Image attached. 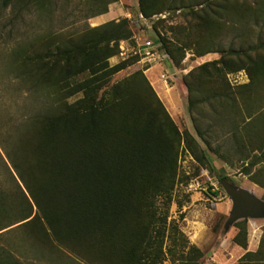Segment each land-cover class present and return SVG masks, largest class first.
<instances>
[{
    "label": "trees",
    "instance_id": "1",
    "mask_svg": "<svg viewBox=\"0 0 264 264\" xmlns=\"http://www.w3.org/2000/svg\"><path fill=\"white\" fill-rule=\"evenodd\" d=\"M116 1L82 0L73 29L37 30L27 17L35 14L40 27L51 18L53 0H0V264H199L203 256L170 218V206L181 146L201 164L209 160L142 70L111 82L139 59L109 64L119 42L132 36L129 19L95 26L87 20ZM163 7L164 0H138L144 17ZM216 7L207 2L200 9L209 39L225 23L216 22ZM236 8L226 9L227 20L264 17V0ZM162 46L174 62L172 47ZM214 50L208 44L197 54ZM226 52L238 62L222 55L220 66L207 62L184 76L189 106L195 88L188 77L219 82L220 75L228 84L226 72L245 69L250 86L264 84V42ZM225 91L211 95L231 98ZM251 109L245 108L248 115ZM262 110L249 124L264 122ZM246 221L233 224L232 241L243 249ZM239 264H264V232Z\"/></svg>",
    "mask_w": 264,
    "mask_h": 264
},
{
    "label": "rangeland",
    "instance_id": "2",
    "mask_svg": "<svg viewBox=\"0 0 264 264\" xmlns=\"http://www.w3.org/2000/svg\"><path fill=\"white\" fill-rule=\"evenodd\" d=\"M53 1L54 11L51 18L42 22L40 27L35 14L27 17L31 28L42 30L47 26L49 29L58 30L64 26L63 28L73 29L71 24L82 19V0H69L66 4L63 0ZM195 1L198 0H164L162 10L144 17L145 20L138 17V0H117L109 4L106 12L110 18L129 16L131 39L141 41L145 37L158 38L161 45L166 43L171 46L177 57L173 62L162 46L166 57L161 65L150 68L139 59L115 73L111 82L142 70L178 128L181 131L188 130L199 142L209 162L201 164L188 148L181 146L179 179L172 191L170 218L175 220L188 242L203 252L199 264H239V258L246 250L254 251L257 248L264 232V218H246L247 248L243 249L235 244L232 237L236 228L232 225L228 230L224 229L231 209L230 198L219 183L217 185L220 195L214 198V192L208 188L203 174L208 173L211 180L217 182L220 175L226 176L233 185L245 187L264 200V122L249 124L250 117L259 110L263 109L264 112V84L250 86L251 81L245 69L226 72L225 80L228 84H223V77L220 75L219 82L218 77H206L203 81L201 77L197 80L188 77V80L194 82L195 88L190 94L194 103L189 106V92L183 79L189 73L197 74V68L207 62L214 61L216 66H220L222 55L226 59L230 58L233 63L238 62L226 50L229 47L242 49L257 41L264 42V17L255 22L247 15H244V21L227 20L224 15L228 7L232 10L244 5L254 7L260 0H200L201 4H194ZM207 2L217 5L216 10L221 16L216 22L225 21L210 39L208 29L203 25V11H200ZM99 17L89 18L87 22L91 26L98 25L103 21ZM208 44L215 50L198 55L197 47ZM135 56L137 55L130 57ZM119 61L121 59L117 55L109 58L111 65ZM162 71L176 75V79L170 80L165 86L158 79ZM221 88L231 98L211 95L218 93ZM240 91L244 92V98L239 95ZM247 106L253 108L249 115L245 111ZM253 159L256 162L250 167L249 173L243 172L241 167ZM213 198L216 200L215 205H212ZM164 264L169 262L165 261Z\"/></svg>",
    "mask_w": 264,
    "mask_h": 264
},
{
    "label": "built area",
    "instance_id": "3",
    "mask_svg": "<svg viewBox=\"0 0 264 264\" xmlns=\"http://www.w3.org/2000/svg\"><path fill=\"white\" fill-rule=\"evenodd\" d=\"M138 17L141 20H145L144 16L140 12L138 13ZM127 18L129 19V16ZM129 39H131V37ZM127 40H121L119 42V51L117 53V57L121 60H125L133 55H137L139 56L140 61L147 63L148 66L152 68L154 66L161 65L163 59L166 57L165 52L161 49L160 42L154 38L145 37L141 41L135 40L133 44L127 43ZM173 76V74L169 75L167 71H162L159 74L158 79L165 86H167L168 83H170V80H174ZM203 176L206 178L208 188L214 192V198L218 197L220 195V192L218 191L219 186L217 185L219 182L211 180V177H209L208 173L206 172H204ZM214 198L212 205L216 204V200H214Z\"/></svg>",
    "mask_w": 264,
    "mask_h": 264
},
{
    "label": "water",
    "instance_id": "4",
    "mask_svg": "<svg viewBox=\"0 0 264 264\" xmlns=\"http://www.w3.org/2000/svg\"><path fill=\"white\" fill-rule=\"evenodd\" d=\"M173 77L175 80L176 75ZM219 183L231 201V209L224 223L225 230H228L239 219L264 218L262 198L245 187L233 185L226 178H221Z\"/></svg>",
    "mask_w": 264,
    "mask_h": 264
},
{
    "label": "crops",
    "instance_id": "5",
    "mask_svg": "<svg viewBox=\"0 0 264 264\" xmlns=\"http://www.w3.org/2000/svg\"><path fill=\"white\" fill-rule=\"evenodd\" d=\"M98 16V15H97ZM100 17L99 18H102L103 19V21L102 22H104V21H106L107 19H113V18H110V16H108V12H105V13H103V14H100L99 15ZM101 22V23H102ZM100 23V24H101ZM127 43H130V44H133L134 43V40L133 39H128L127 40ZM159 66V65H158ZM156 80V79H155Z\"/></svg>",
    "mask_w": 264,
    "mask_h": 264
}]
</instances>
